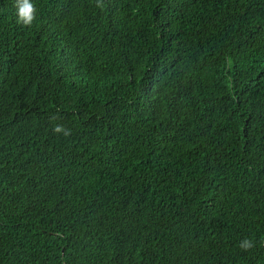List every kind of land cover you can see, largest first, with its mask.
I'll use <instances>...</instances> for the list:
<instances>
[{
	"label": "trees",
	"instance_id": "obj_1",
	"mask_svg": "<svg viewBox=\"0 0 264 264\" xmlns=\"http://www.w3.org/2000/svg\"><path fill=\"white\" fill-rule=\"evenodd\" d=\"M33 3L0 0V264H264V0Z\"/></svg>",
	"mask_w": 264,
	"mask_h": 264
},
{
	"label": "clouds",
	"instance_id": "obj_2",
	"mask_svg": "<svg viewBox=\"0 0 264 264\" xmlns=\"http://www.w3.org/2000/svg\"><path fill=\"white\" fill-rule=\"evenodd\" d=\"M98 7L101 4L98 2ZM16 15H17V22L24 25V26H31L33 22L37 19V7L33 3V0H16ZM54 132L60 133L63 132L64 135H69L70 130L65 129L62 125H56L53 128ZM239 247L242 250H250L255 247V242L251 239L245 238L239 242Z\"/></svg>",
	"mask_w": 264,
	"mask_h": 264
}]
</instances>
